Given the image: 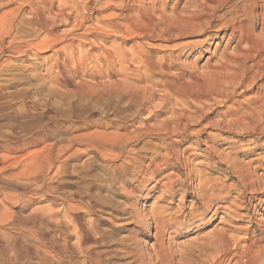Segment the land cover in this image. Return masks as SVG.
Listing matches in <instances>:
<instances>
[{"label":"rangeland","instance_id":"obj_1","mask_svg":"<svg viewBox=\"0 0 264 264\" xmlns=\"http://www.w3.org/2000/svg\"><path fill=\"white\" fill-rule=\"evenodd\" d=\"M228 1L102 0L97 3L93 0L88 4L87 21L72 33H66L67 23L57 24L55 32L64 41L37 55L28 52L24 57L17 54L0 57V62L9 67L0 72V198L4 192L14 198L24 194L21 202L0 199V214L5 206L15 220L0 222V264H14L8 253L19 238L34 249L40 246L39 240L28 233L30 227L39 233L44 230L42 237L47 242L66 244L70 253L68 243H73L74 264H81L84 259L82 246L91 248L97 256L94 260L100 264H235L239 258L264 264V133L242 125L227 131L221 128L223 120L248 115L263 99L264 74L254 79L240 80V76L253 64V58L264 56V48L259 53L254 49L245 54L236 45L241 36V47L247 46L243 35L247 32L264 37V0ZM58 2L54 0V4ZM12 3L6 6L2 2L0 13L15 8L26 18L29 7L17 1ZM100 15L108 18L112 27H103L106 23L100 21ZM187 19L193 21V31L188 23L177 28V23ZM236 22L248 26L247 31L241 32ZM16 23L23 33L34 37L29 24L21 22V16ZM130 24L136 31L125 35ZM100 27L106 30L97 35L95 32ZM71 39L75 42L72 74L67 73L68 82L52 84L48 82V66L54 63L52 54L59 44ZM194 40L201 41L194 44ZM107 52L110 57L106 56ZM147 75L151 76L144 78ZM235 82L238 84L233 85ZM123 86L147 87L153 92V104L159 106L167 99L174 112L190 103L188 115L199 119L186 132L188 140L185 135L167 134L161 140L164 145L145 136L133 143L146 162L155 155H171V161L161 165L156 174L162 176L161 183L154 186L151 180L129 179L130 184L142 188L132 193L129 186L120 190L124 184L113 185L104 162L88 154L67 159L59 174L47 172L48 156L41 147L45 131L62 144L76 134L93 130L100 122L110 120L121 124L135 118L140 100L124 94ZM175 86L182 87L180 94ZM172 110L168 109L164 116L172 115ZM5 142L19 144L20 148L8 153L9 156L3 149ZM31 161L42 166L43 174L24 181L16 172ZM240 168L258 182L256 190L245 184ZM169 180L174 181V186L166 191L161 184ZM207 182L217 188L208 189L210 200L204 205L206 200L200 196V187H208ZM40 183L43 187L31 193L30 189ZM62 198L79 208L74 220L66 228L62 226L60 233L40 217L46 208H58ZM155 211H161L173 223L164 246L171 254L162 262L150 249L153 227L144 225ZM219 228L232 240H239L238 249L218 254L205 245ZM131 232L135 239L130 240ZM131 242L142 254L137 263L128 253ZM244 246L250 248L242 256ZM2 248L5 253L1 252ZM25 261L21 264H38L35 259L30 263Z\"/></svg>","mask_w":264,"mask_h":264},{"label":"bare ground","instance_id":"obj_2","mask_svg":"<svg viewBox=\"0 0 264 264\" xmlns=\"http://www.w3.org/2000/svg\"><path fill=\"white\" fill-rule=\"evenodd\" d=\"M14 1L24 3L25 5H27L29 7L30 10H29V14H27V15L25 14L27 16L26 18L23 17L24 13L19 14L20 12H17L18 10L15 11V8L5 9L0 13V57L3 56L4 54L13 55V56H14V54H17L20 57H24L27 55L28 52H32L34 55H37V53L39 51L42 52L43 49L54 47L58 43L62 42L63 39H65L64 37H61L58 34H56L55 28H56L57 24L59 22L67 23L69 28L67 29L66 33H72L74 31V29H76L78 26L83 25V23L87 21V19H88V13H87L88 4L93 0H58L59 2L57 4H54V0H0V5L2 4V2L4 4H6V6L10 5V4L13 5L12 2H14ZM95 1L97 3H101L102 0H95ZM230 1H228V2H230ZM209 2L211 3V1H209ZM99 6H101V4H99ZM232 8H234V5H232ZM235 11H237V10L235 9ZM245 13H247V12H244V15H245ZM19 16H21V22L22 23L25 22V23L29 24L30 29L35 33L34 37H32V35H30V34L23 33L22 30L18 27L16 20ZM99 17H100L101 22L106 23L105 26H103V27H105V28L112 27L110 25L111 21L108 18L103 17L102 15H100ZM169 23L171 24L172 22H169ZM185 23L186 24L188 23V25L190 24L189 26L191 28V31H193L195 29L194 23L191 19L184 20V23H182V21L180 23H177L178 24V25L176 24L177 28L180 29V26L183 27L185 25ZM236 23L238 24L237 26L240 28L241 32L247 31L248 26L247 27L242 26L241 22H236ZM263 23H264V20H263ZM232 24H234V23H232ZM103 30H106V29H103L100 27L99 30H97V32H95V33L97 35L101 34V32ZM132 30L136 31L135 26L134 25L131 26V24H130V26L128 28H126V30L124 31L125 35L129 34V32H133ZM262 30H264V24L262 25ZM243 35H245L244 43H246L247 46L245 48L241 47L242 37L240 36V39L237 42L236 47L238 49H242L243 50L242 52H244L245 54H247V53L250 54L251 51H253L254 49H256L257 53H259L260 50L262 48H264V37L263 36L262 37L261 36L255 37L252 34H249L248 32L246 34H243ZM8 38H9V40H8ZM200 41L201 40H194L193 42H194V44H196V43H199ZM74 50H75V42L73 39H71L70 41H67L66 43H64L62 45L59 44V46L57 48H55L54 53L52 54V58L54 60L53 61L54 63L52 66H50V68L48 66V70L50 71V74L48 77V82H51L52 84L54 83L55 85H59L60 81H64V82L69 81V78H68L69 75L67 73L72 74L70 72H72L71 71L72 70L71 64L74 63ZM110 55L111 54H109V52H107L106 56L110 57ZM257 56H258V54H257ZM252 57H254V56L251 55V58ZM109 59H111V58H108V60ZM256 59H257V57L253 58V60H254L253 64H251V66L249 67L248 70L243 71L242 75L240 76V80H242L243 78L254 79L257 75L260 76V75L264 74V56H262L260 59H257V60ZM6 66H7L6 63L0 62V72L9 68ZM149 76H151V75H147L144 78H149ZM140 78H142V77H140ZM228 78H230V77H228ZM237 84H238V82H235V84H233V85H237ZM104 88L105 87H103V90H104ZM96 90L97 89H94L93 91H96ZM175 90H176V93L180 94L182 92V87L181 86H175ZM121 91L124 94H128V95H130L132 97H136L137 99L140 100L139 101V108L137 110L138 114L136 115L134 113L136 115L135 118H131L130 120H125V123H121V124L119 122H109L110 120L108 122L107 121L106 122H100V123L96 124L95 127L93 126L94 127L93 130L88 131V132L86 131V133H83V134H76V135L72 136L73 138L66 140V143L61 142L62 144L57 143L56 141L52 140V136L49 133H47L46 131L44 133H42L41 137H43V139L45 138V140H44V145L41 147H42V149H45L46 154L48 156L47 172L49 171V172H53V174H59L61 167L66 163L67 159L73 158V157L75 159L76 157L78 158L79 156H81L83 154H88L90 156L91 155L92 156H98L99 159L101 160V162H104L103 166H104L105 171L108 175V180H110L113 185H114V183L124 184L123 186H121V188L119 187L120 190H126V187L129 186L130 187L129 192L132 193V192L138 191L142 188L138 184H135V185L130 184L128 182L129 179H131V180L132 179H134V180H138V179L139 180H145V179L151 180L154 182V186L158 183H161L162 176L160 178L156 174L158 173V170H161V168H160L161 165H166L171 161V155L169 153L163 154L161 156L155 155L153 157H150L148 159V161L146 162L145 160L141 159V157L139 156V151L136 150L133 143L136 142L138 140V138H140L141 136H145L149 139H155V140L159 141L160 145H164L163 142L161 141L163 136H165L167 134L172 135V136H180V135L186 136L187 135L186 132L188 131V129H190L191 125L196 124L199 121V119L188 115L189 108L191 107L190 103H187L185 105L186 107L179 108L177 112L173 111L175 108L172 107L169 102H167V99H164V101L161 102V105L156 106L155 104H153V99H154L153 98V92H151L147 87L140 89V88L133 87V86H127V87L123 86ZM196 95H198V94H196ZM199 95H201V94H199ZM193 97H194V95H193ZM262 97H263V99H262L260 105L256 109H254L252 112L248 113V115L243 116L242 118L240 117L238 119H231V120H227V121L223 120L221 122V128L226 129V131H227V130H233L234 128L236 129V127H238L239 125H242L243 127L245 126L247 128L248 127L257 128L262 133H264V94ZM195 99L196 98H194V100ZM168 109H171V110L173 109L172 110L173 114L170 116L169 115L164 116ZM137 118H138V120H136ZM126 123L129 124V127L126 126ZM218 124H219V122H218ZM242 126H240V127H242ZM82 127L83 126H81V128ZM197 133L198 132H195L194 135H197ZM185 139L188 140L189 137L186 136ZM26 140H28V139H26ZM31 140H33V139H31ZM34 141H35V139H34ZM30 144H33V143H30ZM170 146H172V144H170ZM18 148H20L19 144L14 145L11 142H7L6 144H4L3 149L8 154L12 151H15ZM70 150H72V151L69 154H67V151H70ZM1 155H3V154H1ZM8 155L11 156L10 154H8ZM3 156L5 157V155H3ZM3 156H2V158H3ZM63 156H64V158L61 161H58L59 158H61ZM5 160L6 159L4 158V161ZM56 160L59 162L58 164L54 163ZM11 161H14V159L13 160L11 159ZM36 174H43V168L41 165L35 164L34 161H31L28 165L24 166L23 168H21L20 170H18L16 172V175H18L19 177H23L24 181H25V179H28V180L31 179V177H33V176L35 177ZM119 174H121V175L119 176ZM239 174H241V177H243L244 181L246 182L245 184H247L250 189L256 190L255 187H259V185L257 184L258 182L254 181L251 174H243V170L241 168L239 169ZM199 175L201 176V174H199ZM200 176H198V177H200ZM36 178H38V177H36ZM204 180L205 179H203V181ZM176 182H178V181H176ZM207 184H208V187H205V186L200 187V191H201L200 196L206 200L204 205H207L208 201L210 200V194H208V189L213 191L214 189L217 188V186L213 183L207 182L206 185ZM42 185L43 184L40 183V184H37L36 186L32 187L30 189L31 193H37L41 189V187H43ZM161 185H162V188L164 190L168 191L174 186V181L169 180L167 182H162ZM110 187L113 188V186H110ZM164 190H162V191H164ZM42 194H44V193H42ZM23 195H18L16 198H14L10 194L8 195L4 192L3 198L1 197L2 198L1 201H4V200L7 201L9 199L10 200L16 199L15 201L21 202V200L24 199ZM199 202H200V200H199ZM57 204H58V208H52V207L46 208L44 210V213L41 215L40 219L42 220V222L45 221V224H47L49 226H52V225L55 226L57 228V230L60 231V233H61L62 230H60V228L62 226L66 228V226L69 224V222H72L74 220V216L77 215L76 214L77 212H75V211H77L78 210L77 208H79V207H74L72 205V203H68V201H66L65 198H62L61 201L58 202ZM2 206H3V203H2ZM215 210H216V208L214 209V211ZM14 221L15 220H14V217L12 215V211L9 210V208L4 206V210L0 214V222H5V223L11 222V223H13ZM137 223H138V221H137ZM31 225H33V224H31ZM144 225L146 227H148L149 225H151L153 227V230L150 231V234L152 237L151 239H153L152 245H151L152 248H150V249H152V251L154 252L153 254H156L157 258L161 262L166 260L168 258V255L171 254V250L164 247L165 241H166L165 238H167L169 235L170 230L168 231V229L171 226H173L172 221L169 218H165L162 215L161 211H159V212L155 211L152 214V216L150 217V219L145 222ZM27 231L30 234V236H32L34 239L39 240L40 246L37 245L38 247H36L34 249V248H32L33 246L31 247L30 245H28L24 239L19 238L18 242H16L17 241L16 240L15 241L16 243L13 244V246L11 248H9L10 253H8V255L10 254V258L14 264H19V263L21 264L25 260L26 261L29 260L28 263H30L31 259H35L38 264H74V259H73L74 257L73 258L71 257L72 251L74 253V244L73 243L69 244L68 241L66 242V243H68V245H70L69 246L70 250H72L70 253L69 251L66 250V247H65L66 244L65 245H59L55 240L53 241L51 239L50 240L53 241L52 243L43 240L42 235L44 234V230H42V232L39 233L40 231L38 232L34 228L30 227V228H28ZM5 233L7 234V232H5ZM131 234H132V232H131ZM24 236L25 235H23V237ZM58 236H60V235H58ZM68 236H69V232H66V238ZM26 238H27V236H26ZM135 238H136V236L133 233L130 236V240L135 239ZM8 244H7V248L9 247V245H11V244H9V245ZM133 244L134 243H132V242L129 243L128 253L130 254V256L132 258H134L133 260L132 259L131 260L136 261V263H137L139 261V258L142 256V254L138 250H135L133 248ZM205 245L209 249L214 248L215 251H217V253L219 251H223V252L228 253V251H231L233 249L236 250L239 248V240L237 238L232 240L230 237H228L226 235V232L224 229L219 228V229L214 230L213 237L208 239L206 241ZM202 246H204V245H202ZM241 246H243V245H241ZM249 248H250V246H244L243 249L241 248L242 249V251H241L242 256H243V254H246V252L248 251ZM80 251H82L84 253V259L82 257L83 261L81 264H100L99 261L94 260V259H96L97 256L95 257L93 255L91 248H89L87 246L86 247L82 246ZM1 252L5 253V248H2ZM185 254H187V253L185 252ZM239 254L241 255V253H239ZM92 255H93V257H92ZM99 255H101V254H99ZM179 256H180V254H179ZM181 257H183V256H181ZM183 258H185V257H183ZM181 261H182V259H181ZM210 261H211V259H210ZM240 263L254 264L252 259H246V260L241 261V258H239L235 262V264H240Z\"/></svg>","mask_w":264,"mask_h":264}]
</instances>
